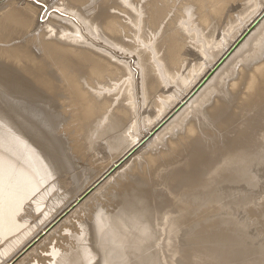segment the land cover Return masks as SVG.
Listing matches in <instances>:
<instances>
[{
  "label": "bare ground",
  "instance_id": "1",
  "mask_svg": "<svg viewBox=\"0 0 264 264\" xmlns=\"http://www.w3.org/2000/svg\"><path fill=\"white\" fill-rule=\"evenodd\" d=\"M0 8V264L263 263L221 220L260 214L264 233V200L239 208L264 187V0ZM196 101L195 117L144 159L146 176L120 185L115 170L94 190L102 198L91 192L26 252L92 167L105 175L107 157L167 121L155 141Z\"/></svg>",
  "mask_w": 264,
  "mask_h": 264
},
{
  "label": "rangeland",
  "instance_id": "2",
  "mask_svg": "<svg viewBox=\"0 0 264 264\" xmlns=\"http://www.w3.org/2000/svg\"><path fill=\"white\" fill-rule=\"evenodd\" d=\"M11 3V5H20V6H22L23 5V3H21V4H18L16 1H14V2H9V4ZM1 11H2V8H0V13H1ZM264 12V11H263ZM263 12L258 16V18L257 19H259L260 17H262V15H263ZM41 18H40V16H39V20H40ZM227 48H228V46H227ZM133 52V54H135L136 55V51H132ZM113 88V89H112ZM114 88H116V87H114V84H113V87H111V93H112V90H113V93L112 94H116L118 91H117V88L116 89H114ZM127 90L128 91H130V87H128L127 88ZM108 92V94H109V91H107ZM110 93V94H111ZM119 96L121 95V92H120V94H118ZM118 95H115L114 97L116 98V99H113V101H116L117 102V100L120 98H118ZM116 102H113V104H115ZM128 102V101H127ZM195 106H198V102L196 101V102H194V105L193 106H190V107H188L185 111H183L181 114H180V116H178L177 117V119H175V120H173V121H171L168 125H167V127L159 134V136L156 138V140L155 141H150V138H151V136L153 135V133H155L160 127H162V125H164V123H166L167 121H165V122H162L163 124H161V126H159L158 128H156V129H154V130H152L151 132L149 131V132H147L146 134H144V135H141L138 139H136L131 145H128V147H126V148H124V149H122L121 151H122V153L120 154V151L118 152L117 151V153L115 152L113 155H115L114 156V159H112L113 158V155H111V157L109 156V158L107 157L105 160L107 161V159H109V161H111V160H114V162L113 163H117V161L119 162L121 159V156H123V154H127V153H129V152H131L130 154H128L119 164H117V166L114 168V169H112V170H110V173L107 175V176H105L104 177V179H102L101 181H106L107 179H109L108 177H112V175L114 174V177H115V173H117V171H119V173H118V175L117 176H120L121 177V179H120V185L124 182V180H128L129 182H130V180L132 179V177H134V176H146V174H148L147 172H146V170L144 169V167H143V161H144V159H146L147 157H149V156H151V155H153V153H154V151H156V148H158V149H162L165 145H167L168 144V142H170L171 140H172V138L174 137V136H176L178 133H179V130L180 129H182V127L184 126V124H186L187 122H189L190 120H192L194 117H195V113H196V107ZM57 111H58V108H57ZM59 112V111H58ZM172 116V115H171ZM62 119V118H61ZM167 120H169V119H167ZM153 124V122L150 124H148V125H152ZM148 140V141H147ZM131 141V140H130ZM144 141V142H143ZM150 141V142H149ZM138 143H140L138 146H137V144ZM135 146H137V147H135ZM133 150V151H132ZM125 154V155H126ZM99 155L100 156H102V153L100 152L99 153ZM118 155H120L119 157H118ZM124 155V156H125ZM133 157H132V156ZM116 157V158H115ZM131 157V158H130ZM111 158V159H110ZM118 158V159H117ZM130 158V159H129ZM120 159V160H119ZM116 160V161H115ZM128 160L130 161L131 160V163H129V165H130V167H129V165H127V167H125L124 169H122V167L124 166V165H126V162L128 163ZM105 161V162H106ZM108 162V161H107ZM104 163V165L106 164H108V163ZM112 163V161L104 168V171H105V169L108 167V166H110V167H108L107 168V171H106V173L105 174H107V172H109V170L108 169H111L114 165H113V163ZM111 164V165H110ZM123 164V165H122ZM104 167V166H103ZM103 167H99V169L102 171V168ZM121 167V168H120ZM95 168V167H94ZM97 169L98 168H95V169H93V167H92V170L90 171V174H92V175H90L89 173V175L90 176H88V178H95L93 181H90V183H87V182H85V179H87V177L84 179L83 177H85V175L82 177V180L86 183V184H88V188H86L87 186L86 185H82V187H84L85 189H82V187L80 188V189H82L81 191L82 192H80V189L78 190L80 193H78V191H77V195H76V193H75V196L78 198V197H82L81 198V200L82 201H84L89 195H90V193L91 192H93L96 188H98L100 185H102L103 184V182L101 183V181L97 184V186H95V187H93V188H90L101 176H99L98 177V173H96V171H97ZM99 169H98V171H99ZM122 169V170H121ZM115 170H117V171H115ZM121 170V171H120ZM93 171V172H92ZM92 172V173H91ZM114 172V173H113ZM95 173L97 174V175H95ZM100 173V172H99ZM102 173V172H101ZM100 173V174H101ZM87 174V173H86ZM87 174V175H88ZM112 174V175H111ZM95 175V176H94ZM111 175V176H110ZM93 176V177H92ZM98 177V178H97ZM112 179V178H111ZM108 180L104 185H103V187H106V184L108 183V182H111L112 180ZM88 180H90V179H87L86 181H88ZM92 180V179H91ZM83 182V184H85ZM89 182V181H88ZM92 183V184H91ZM264 183V182H263ZM261 184V187L262 186H264V184ZM99 185V186H98ZM260 187V188H261ZM90 188V189H89ZM89 189V190H88ZM256 190L257 191V189H259V187L257 188V187H254L253 188V190ZM262 189V188H261ZM263 189H264V187H263ZM263 189H262V191L261 190H259V191H257V193L255 194L256 195V197H257V194L258 195H262L261 196V198H256L255 196H253V194H252V196L250 195V200L252 201V202H248V203H246V204H243V205H241V206H239V208H241L242 210H250V206H252V204L253 205H255L256 206V204H257V202L258 201H260L261 199V201L260 202H258V203H261V202H263V198H264V191H263ZM88 190V191H87ZM254 190V192H256ZM95 193L93 194V195H91V196H89V197H95V199H99L100 197H101V195L104 193V194H106L107 193V189L106 188H102V189H100V191H99V194H100V197L98 196L97 198H96V194H98V192L96 193V191H94ZM258 192H260V194L258 193ZM263 192V193H262ZM89 193V194H88ZM102 193V194H101ZM78 194H81L80 196L78 195ZM98 194V195H99ZM76 197H72L71 199H75ZM252 197H254L253 198V200H252ZM76 198V199H77ZM102 198V197H101ZM256 198V199H255ZM71 199H70V202H68L67 203V205L68 206H66V208L62 211V213H60L61 215H62V217H61V219L60 220H58L57 222H52V225H51V227L50 228H48V231L47 232H45L44 234H42L39 238H37V240L35 241V242H33V244L27 249V251L26 252H28L32 247H34L35 245H37L38 243H40V241L46 236V234H48V232H49V230L51 231L56 225H58L59 224V222L60 221H62L66 216H68L69 215V213H70V211L72 212V209L73 208H75L79 203H81L82 201L81 200H79V202L78 203H76V204H74L73 205V202L76 200H74L73 199V202L71 201ZM89 199V198H88ZM87 199V200H88ZM87 202V201H86ZM254 202H256V203H254ZM71 203V204H70ZM80 205V204H79ZM78 205V206H79ZM258 205V204H257ZM77 206V207H78ZM214 206H216V205H214ZM70 207H72V208H70ZM70 210H69V209ZM66 209H68V211H67V213H65L64 214V212H65V210ZM74 210V209H73ZM264 210V209H263ZM61 212V211H60ZM255 213V212H254ZM67 214V215H66ZM245 215L246 216H249V215H247L246 213H245ZM244 215V216H245ZM65 216V217H64ZM234 216H236V215H234ZM239 216V215H238ZM238 216H236V218L235 217H232V218H228V219H224V220H221L222 221V224L223 225H225L226 227H231V228H233L234 230H235V232H236V238H238L240 241H243V242H245L246 243V245L244 246V249H246L245 250V258L246 259H248V260H252V261H255L256 262V260H257V262L258 263H260V262H262L263 261V263H264V258L262 257V256H264L263 254H262V252H264L263 250H264V240H263V242H259V241H262V238L264 239V233L262 232V229H261V226H260V224H259V222L258 221H260V219H261V215L260 214H253L252 213V216H249L250 217V219H249V217H246L245 216V219L247 218V220H248V222H247V220H245V219H243V217L241 216L240 218L238 217ZM238 217V218H237ZM251 217H252V219H251ZM253 218H254V220L256 219L257 220V222H256V220H255V222H253ZM236 219H238V220H236ZM239 220H241V221H243L244 222V220L247 222H245V224L247 225L248 223H249V220H250V222H251V220H252V224L251 223H249L248 225H247V227L250 229V227H251V229L250 230H247V228L244 230V228H245V224H243L241 221H239ZM239 221V222H238ZM240 222H241V224H240ZM254 223V224H253ZM257 223H258V226H257ZM250 224L251 225H255L254 227L253 226H250ZM243 225H245L244 227H243ZM260 226V227H259ZM255 230V231H254ZM259 230V231H258ZM250 231V232H249ZM251 231H253V233H254V235H253V233L251 232ZM248 232H249V234H248ZM255 232H256V234H255ZM56 233H58V232H56ZM251 234L253 235V236H251ZM255 235H257V236H255ZM263 235V236H262ZM260 236H262V237H260ZM230 237H232V235L230 236ZM257 237L259 238V240L257 239ZM260 238H261V240H260ZM258 242V243H257ZM263 246H261L260 244ZM259 244V245H258ZM228 263H230V261L228 262ZM263 263H260V264H263Z\"/></svg>",
  "mask_w": 264,
  "mask_h": 264
},
{
  "label": "water",
  "instance_id": "3",
  "mask_svg": "<svg viewBox=\"0 0 264 264\" xmlns=\"http://www.w3.org/2000/svg\"><path fill=\"white\" fill-rule=\"evenodd\" d=\"M263 14H264V12H263ZM184 101H185V100L181 101L180 104H182ZM164 121H165V120H164ZM139 144H140V143H138L137 146H138ZM137 146H135V147H137ZM132 151H133V150H132ZM130 153H131V152H129V153H127V154H130ZM127 154H126L125 156H123L119 162H117L116 164H114V166H113L110 170L114 169V168L117 166V164H119V163H120V162H121V161L127 156ZM110 170H109V172H107V174L101 176V177H100V178H99V179H98V180H97V181H96V182H95L90 188H93V187L97 186V184H98L102 179H104L105 176H107V175L110 173ZM90 188H89V189H90ZM89 189H88V190H89ZM88 190H87V191H88ZM81 198H82V197H78V198L73 202V205L76 204V203H78L79 200H81ZM70 208H72V207H70ZM68 209H69V208H68ZM68 209L65 210L64 214L68 211ZM69 210H70V209H69ZM49 227H50V226H49ZM44 232H45V230L42 231V234H43ZM37 238H38V237H35V239H34L30 244H32L34 241H36ZM30 244H29V245H30ZM21 252H22V251H21ZM18 255H19V254H18ZM10 263H11V262H10ZM10 263H9V264H10Z\"/></svg>",
  "mask_w": 264,
  "mask_h": 264
}]
</instances>
